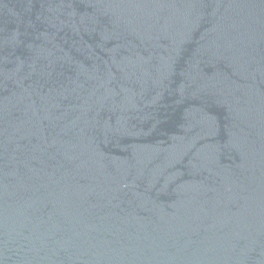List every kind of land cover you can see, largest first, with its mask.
Wrapping results in <instances>:
<instances>
[{
	"label": "water",
	"instance_id": "water-1",
	"mask_svg": "<svg viewBox=\"0 0 264 264\" xmlns=\"http://www.w3.org/2000/svg\"><path fill=\"white\" fill-rule=\"evenodd\" d=\"M0 264H264V0H0Z\"/></svg>",
	"mask_w": 264,
	"mask_h": 264
}]
</instances>
